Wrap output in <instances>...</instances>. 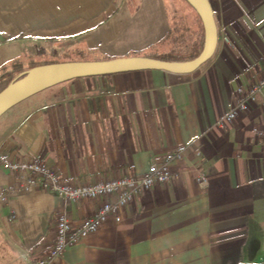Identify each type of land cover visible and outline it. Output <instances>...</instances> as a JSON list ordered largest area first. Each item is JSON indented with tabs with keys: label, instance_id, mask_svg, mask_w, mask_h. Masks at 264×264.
I'll list each match as a JSON object with an SVG mask.
<instances>
[{
	"label": "crops",
	"instance_id": "crops-1",
	"mask_svg": "<svg viewBox=\"0 0 264 264\" xmlns=\"http://www.w3.org/2000/svg\"><path fill=\"white\" fill-rule=\"evenodd\" d=\"M209 2L217 43L196 71L76 77L0 116V150L43 161L70 185L142 173L178 144L201 151L205 190L189 155L169 180L139 192L120 221L108 219L48 264H264V139L251 131L263 114L254 106L224 120L237 86L264 73V0ZM164 3L0 0V68L26 66L39 46L128 55L165 34ZM10 180L0 167V195ZM103 199L11 195L0 202V264H32L51 246L58 212L77 221Z\"/></svg>",
	"mask_w": 264,
	"mask_h": 264
},
{
	"label": "built area",
	"instance_id": "built-area-1",
	"mask_svg": "<svg viewBox=\"0 0 264 264\" xmlns=\"http://www.w3.org/2000/svg\"><path fill=\"white\" fill-rule=\"evenodd\" d=\"M235 104L224 115L225 121H231L240 111H248L257 106L264 119V73L255 80L236 88ZM255 137L264 139V120L251 128ZM190 169L195 173L196 183L200 189L208 186V178L201 167V151L197 146L175 145L159 161H152L147 169L139 174H125L91 184L70 185L60 173L36 159L11 158L5 150H0V167L5 170L10 182L5 192L0 195V202L8 201L11 195L32 190H45L61 196L68 202L84 199L104 198L96 210L77 221L71 220L66 212L60 211L55 216L54 238L44 255L36 257L32 264H48L66 248L79 243L84 237L96 232L108 219L121 220L122 209L141 191L156 183H164L174 174L175 166L188 158ZM14 211L10 213L14 217Z\"/></svg>",
	"mask_w": 264,
	"mask_h": 264
},
{
	"label": "water",
	"instance_id": "water-1",
	"mask_svg": "<svg viewBox=\"0 0 264 264\" xmlns=\"http://www.w3.org/2000/svg\"><path fill=\"white\" fill-rule=\"evenodd\" d=\"M185 1L198 14L204 32L202 48L194 58L168 61L141 55H123L100 60H70L35 65L20 72L0 90V116L31 95L76 77L141 69L193 72L213 54L217 43V27L209 0Z\"/></svg>",
	"mask_w": 264,
	"mask_h": 264
},
{
	"label": "trees",
	"instance_id": "trees-1",
	"mask_svg": "<svg viewBox=\"0 0 264 264\" xmlns=\"http://www.w3.org/2000/svg\"><path fill=\"white\" fill-rule=\"evenodd\" d=\"M183 1L190 10L183 9L182 5L177 3L165 1L164 6L168 20V29L165 34L143 49L133 51L128 55L148 56L168 61H184L197 56L204 39L202 22L191 5L187 1ZM57 56L69 57L67 61L107 59V57L98 55L86 48L58 50L55 47L47 49L45 46H39L33 54L27 56L28 63L26 66H23V60L16 59L11 71L7 72L4 67L0 68V77L6 74L5 77L0 78V90L27 68L39 64L59 62L55 58Z\"/></svg>",
	"mask_w": 264,
	"mask_h": 264
},
{
	"label": "rangeland",
	"instance_id": "rangeland-1",
	"mask_svg": "<svg viewBox=\"0 0 264 264\" xmlns=\"http://www.w3.org/2000/svg\"><path fill=\"white\" fill-rule=\"evenodd\" d=\"M167 2H174V3H177L179 5H182L183 9L185 10H190V8L188 7V5L183 1V0H165ZM30 47V46H29ZM31 48V47H30ZM72 57H75V56H72ZM59 62L61 61H67L69 60V57H55ZM79 58V57H78ZM57 85V84H56ZM53 87V86H51ZM50 88H46L44 90H41L33 95H31L30 97L26 98L25 100L19 102V105H21L20 107H27L29 105H32L34 103V101H37V100H40L42 98V96L47 93V91H49ZM2 261V260H1ZM4 264V263H2Z\"/></svg>",
	"mask_w": 264,
	"mask_h": 264
}]
</instances>
